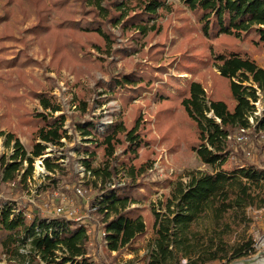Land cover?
<instances>
[{
  "label": "trees",
  "instance_id": "1",
  "mask_svg": "<svg viewBox=\"0 0 264 264\" xmlns=\"http://www.w3.org/2000/svg\"><path fill=\"white\" fill-rule=\"evenodd\" d=\"M181 1L191 16H179L174 29L178 37L171 40L170 56L164 57L169 25L158 22L173 10L170 0H75L79 17L77 11L68 9L72 0H0V106L6 114L17 115L16 127L31 131L33 143L28 151L15 131L0 128V138L12 150L0 152V177L23 189L39 158L48 179L42 191L73 182L64 157L46 156L50 146L61 149L64 139H72L66 116H55L62 106L50 90L36 91V84L42 83L38 78L36 84L30 82L21 63L23 51L12 59L3 54L8 52L9 41L23 42L16 32L27 25L24 31L50 56V68L59 74L66 69L76 76L100 70L108 78L97 82L102 88L97 102L117 100L122 106L103 130L98 127L99 115L89 120L79 115L73 128L82 137L78 153L83 154L84 171L102 192L92 205L103 224L107 253L137 254L138 242L151 233L147 253L137 255L131 264H220L256 252L253 236L243 232L238 240L231 239L244 223L249 225L247 208L264 206L260 169L264 165V68L245 48L264 53V0ZM18 14L22 18L15 19ZM108 26L120 27L127 47H117L118 38ZM137 55L149 62L136 63ZM116 56L124 62L120 69ZM170 67L192 77L165 78ZM209 78L211 93L207 91ZM145 92L153 93L162 142L174 153L187 146L212 169L189 172L187 183L170 186L162 199L152 203L148 220L138 214L142 207H132L149 201L155 190L153 185L136 183L151 168L148 162L136 163L139 153L155 142L148 138V121L134 103ZM30 95L45 111L28 109L21 115L23 101ZM74 102L81 114L88 112L85 99L76 94ZM258 103L262 112L255 116ZM244 131L255 139L258 160L250 157V151L247 156L244 142L238 141ZM121 147L127 158L118 164ZM99 156L102 164L97 166ZM122 172L129 180L121 187L115 179ZM29 213L0 200V255H5L8 264H94L88 257L87 223L47 217L35 209ZM205 218L213 225L202 230L199 225Z\"/></svg>",
  "mask_w": 264,
  "mask_h": 264
},
{
  "label": "rangeland",
  "instance_id": "2",
  "mask_svg": "<svg viewBox=\"0 0 264 264\" xmlns=\"http://www.w3.org/2000/svg\"><path fill=\"white\" fill-rule=\"evenodd\" d=\"M74 1L75 0H72V2H70L68 9L70 11H77L75 15L79 17L80 7L79 5L74 4ZM170 2L174 5L173 10L168 13L165 12L158 22L162 25H169L167 32L168 40L166 42V52L164 53V57L170 56L169 50L171 48V40L178 37L174 29L179 24V16L190 15V13H188L183 7V2L181 0H170ZM180 8L185 9L186 12H179L178 10ZM0 14H2V11H0ZM17 18H22V15L18 14L15 19ZM32 19L33 18H31V20ZM31 20L30 22H33V20ZM26 28L27 25H24L21 27L22 32H16V37L18 39L23 38V42L9 41L6 44L8 52L3 54L8 59H12L18 53L23 51L21 54V63H25L24 69L26 74L30 77V82L36 84L35 78H38L42 83L36 84V91L42 92L47 89L50 90V93L56 98L57 103L62 106L63 110L56 113L55 116L62 114L66 116V128L68 129L69 134L72 135V139H64L65 146L61 149L50 146L47 149L46 156L54 157L58 154L61 157H64L62 161L69 173L68 178H72L73 182H66L61 187L54 190L42 191L41 188L47 184L48 179H46L47 173L41 164L42 161L38 158L34 163L33 176L28 179L27 184L23 189L16 183L2 181V177H0V200L15 203L18 208H25L27 213L32 212V210L35 209L39 211L41 215L47 217L58 216L56 215L55 209L59 206H64L67 211H76L77 213L85 214L87 215L86 223L88 224L89 230V262L94 264H131L132 259L137 258V255L142 257L147 253L148 249L146 244L150 242L151 233L148 234L145 240L141 239L138 242L140 249L137 254L131 251H125L120 255L117 254V252H113L111 255L107 253L105 241L101 236L103 224L98 220L95 208H93L92 205L93 201L99 195H102V192L100 193L93 185L92 181L94 178L89 174H86L84 171L81 164L83 154L78 153V151L81 150L82 137L80 134L76 133L73 128V123L77 116L80 115L82 119L89 120L99 115L102 118L98 123V127L100 130H103L121 111L122 106L117 100H111L102 104L97 102L100 97L98 92L102 91V88L97 87V82H106L108 78V75H103L100 70L92 69L89 72L76 76L74 73L67 71L66 69H63L59 74L54 69L50 68V56L44 55L36 40L27 31H24ZM108 29L114 32L117 36V47H125L128 40L122 38L120 27L108 26ZM155 45L156 41L147 46L146 50H149ZM245 48L251 51L253 59L257 64L264 68V53L255 52L249 46H245ZM91 52L95 53L94 56H97L96 50L91 49ZM180 55V53H176L174 56L180 57ZM114 60L117 62V67L119 69L124 65L123 59L120 56L114 57ZM135 62L148 63L149 61H147V59H141L140 56L137 55ZM128 70L129 68H127L126 71ZM169 75L181 76L184 79H190L192 77L189 74H179L173 67H170L169 72L166 73L164 77L166 78ZM46 77H50L52 80L49 81ZM158 84L159 82H156V85ZM211 85L212 79L209 78L207 80V91L209 93H211ZM76 94L85 99L88 103V112L86 114H81L80 110H78L77 103L74 102ZM134 103L141 108L142 115L145 117L146 121H148V127L151 129V134L148 138L151 141L155 140V142H151L147 147L141 149L136 160L137 164L148 162L151 166L146 174L143 175L142 178H139L136 183L143 182L150 186L153 185L155 190L152 192L149 201L142 200L141 203L132 205V207H142L143 210L140 209L138 214H145V218L148 220L151 218L152 214V203L162 199L164 193L169 191L170 186H173L179 181L187 183L189 181V172H211L212 169L203 164L187 146H183L180 151L174 153L169 150L166 143L162 142L161 135L157 130L155 123L156 103L153 98V93H143L134 100ZM12 104L15 106L16 103L13 101ZM257 106L258 109L262 108L261 105ZM28 109L45 111L33 95L27 96L26 99H24L21 108V115H26ZM17 122L18 117L16 114L8 115L6 114V108L0 106L1 130L15 131L25 148L28 151H31L33 147L31 131L26 127L18 129L16 127ZM4 141V138H0V152L10 153L12 150L11 148L5 147ZM243 145L248 153L247 156H249L251 152L252 155L250 157L254 160H258V154L256 153L257 148L255 147V139L253 138L252 133H248V140H246ZM65 150H67V154ZM117 154L120 156L118 164H121L122 161L127 158L124 152V147L119 148ZM261 157H263L264 160V155ZM101 164L102 158L99 156L95 165L99 166ZM260 169L264 172V165ZM128 180V176L122 172L116 177L115 182L122 187ZM89 182H91L90 185L87 184ZM79 190H81V193H79ZM144 190H146V187L142 188V191ZM261 191L263 192L262 194H264V186ZM246 212L250 220L249 225L244 223L242 227L234 233L231 241L238 240L240 234L244 232L248 236L254 237L256 252L250 257H243L233 261L225 260L220 264H251L245 261L250 259H255L252 264L264 263V206L262 208L248 207ZM211 225H213V221L210 218H205L201 220L199 228L204 230L206 226ZM0 259V264H8L5 255H0ZM81 263L84 264L83 262ZM135 264H140V262L136 261Z\"/></svg>",
  "mask_w": 264,
  "mask_h": 264
},
{
  "label": "built area",
  "instance_id": "3",
  "mask_svg": "<svg viewBox=\"0 0 264 264\" xmlns=\"http://www.w3.org/2000/svg\"><path fill=\"white\" fill-rule=\"evenodd\" d=\"M257 105H260L259 103ZM262 112V108L258 109V111L255 112V116L257 115H261ZM250 121L251 124L254 125V118L250 117ZM248 132V131H247ZM246 140H248V134L244 131L242 133H240V135L238 136V141L240 142H245ZM79 193H81V190H79ZM56 215L58 216H64L67 219H73L78 221L79 223H86V216L85 214H80L77 213L76 211H67L66 208L64 206H59L55 209ZM89 232V230H88ZM101 236L104 237L105 236V231L102 230L101 232Z\"/></svg>",
  "mask_w": 264,
  "mask_h": 264
},
{
  "label": "water",
  "instance_id": "4",
  "mask_svg": "<svg viewBox=\"0 0 264 264\" xmlns=\"http://www.w3.org/2000/svg\"><path fill=\"white\" fill-rule=\"evenodd\" d=\"M258 259V258H257ZM246 262H249V263H254V261H255V259L253 260V259H250V260H245ZM264 264V263H263Z\"/></svg>",
  "mask_w": 264,
  "mask_h": 264
},
{
  "label": "bare ground",
  "instance_id": "5",
  "mask_svg": "<svg viewBox=\"0 0 264 264\" xmlns=\"http://www.w3.org/2000/svg\"><path fill=\"white\" fill-rule=\"evenodd\" d=\"M263 261V260H262Z\"/></svg>",
  "mask_w": 264,
  "mask_h": 264
}]
</instances>
